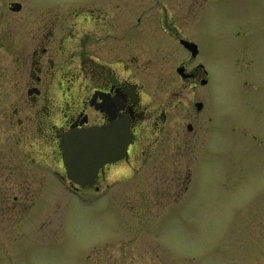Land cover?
I'll list each match as a JSON object with an SVG mask.
<instances>
[{"label": "flooded vegetation", "instance_id": "1", "mask_svg": "<svg viewBox=\"0 0 264 264\" xmlns=\"http://www.w3.org/2000/svg\"><path fill=\"white\" fill-rule=\"evenodd\" d=\"M31 2L0 0V253L13 230L51 224L53 213L37 205L55 181L74 197L111 195L120 206L124 192L111 191L108 182L134 180L140 211H164L179 205L195 181L198 187L219 131L264 145L245 128L224 132L216 124L204 93L213 75L201 55V39L208 42V29L217 27L213 13L221 5L226 65L242 66L246 75L264 69L261 0ZM251 81L243 80V93ZM119 122L131 135L126 156L101 167L87 185L70 182L62 136ZM145 170L150 180L142 191ZM165 199L173 202L160 204ZM103 251L84 255L83 263L115 264Z\"/></svg>", "mask_w": 264, "mask_h": 264}, {"label": "rangeland", "instance_id": "2", "mask_svg": "<svg viewBox=\"0 0 264 264\" xmlns=\"http://www.w3.org/2000/svg\"><path fill=\"white\" fill-rule=\"evenodd\" d=\"M261 4L264 14V0ZM213 14L219 23L208 29V42L201 39V55L213 75V84L204 93L212 100L216 124L224 132L231 126L245 128L264 142V69L246 75L244 67L234 71L226 65V10L219 5ZM248 76L254 80L253 88L243 93ZM217 135L211 141L212 164L205 159L198 187L195 181L185 199L169 210L147 206L140 211L134 180L108 182L111 191L124 192L120 206L111 195L101 200L87 193L74 197L53 182L37 205L41 213H53L51 224L13 230V239L3 243L0 264H84V255H97L99 248L114 257L115 264H264V224L259 223L264 206V145L238 133ZM149 175L147 170L141 173L140 190L146 191ZM168 202L173 201L160 200L164 206Z\"/></svg>", "mask_w": 264, "mask_h": 264}, {"label": "water", "instance_id": "3", "mask_svg": "<svg viewBox=\"0 0 264 264\" xmlns=\"http://www.w3.org/2000/svg\"><path fill=\"white\" fill-rule=\"evenodd\" d=\"M130 140L128 127L120 122L63 135L61 149L68 178L77 185L88 184L101 167L126 156Z\"/></svg>", "mask_w": 264, "mask_h": 264}]
</instances>
